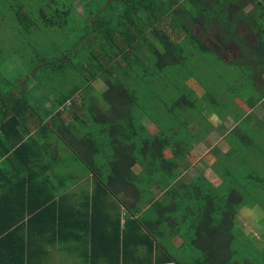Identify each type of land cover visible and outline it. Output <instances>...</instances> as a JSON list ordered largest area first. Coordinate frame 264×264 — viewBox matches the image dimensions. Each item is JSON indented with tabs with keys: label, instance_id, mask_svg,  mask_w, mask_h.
<instances>
[{
	"label": "trees",
	"instance_id": "16d2710c",
	"mask_svg": "<svg viewBox=\"0 0 264 264\" xmlns=\"http://www.w3.org/2000/svg\"><path fill=\"white\" fill-rule=\"evenodd\" d=\"M253 2L260 5L264 20V0ZM103 4L96 12L88 11L92 61L78 65L83 81L54 89L46 96L56 98L57 104L52 107L40 105L37 101L42 96L27 90L0 87L2 123L8 114L20 109L28 114L23 122L28 134L34 130L54 134L60 143L74 150V158L91 173L92 193L86 210L80 209L82 216L76 219L77 225L89 228L91 264H95L94 246L99 235L105 237L108 256L115 257L108 264H125L131 254H137L138 264H182L172 246L177 236L183 239L182 249L197 256V264H264V248L237 228L240 206L247 199L254 198L264 210V116L257 112L264 105V92L252 87L255 85L251 80L254 74L264 72V50L248 45L235 32L234 39L244 43L247 62L221 61L227 71L222 78L217 72L211 77L200 55H196L198 62L192 54L187 56L195 25L203 27V19H216L228 26L230 12L226 5L245 8L241 4L248 1L104 0ZM73 10L63 14L67 16ZM251 15L252 26H257L264 37V22ZM150 34L162 49L151 42ZM99 38L105 39L106 49L96 45ZM148 53L150 65L146 64ZM208 63L213 66L210 59ZM66 64L64 60L58 63L60 68ZM201 66L205 69L195 79L207 89L205 96L215 97L212 91L218 88L211 81L222 80L225 91L228 87L231 93L230 99L241 96L250 108V113L234 115L236 126L225 134L229 149L223 152L213 148L217 158L211 167L222 180L219 185L204 174L188 175L202 158L195 152V144L214 128L213 120L206 119L200 109L209 102L200 106L202 99L188 87V82L195 80L196 67ZM98 78L108 84V90L91 93ZM245 79L251 85L247 97L243 90L247 84H238ZM152 80L154 83L148 82ZM44 111L52 114L51 119L40 117ZM216 114L223 123L227 119ZM146 119L159 129L150 131ZM204 119L209 120L206 129L191 128L194 122L199 124ZM246 122L248 126H244ZM61 206L62 201L46 200L42 204L46 210H59ZM55 219L49 224L58 233L57 215ZM102 227L106 229L104 234L99 233Z\"/></svg>",
	"mask_w": 264,
	"mask_h": 264
},
{
	"label": "rangeland",
	"instance_id": "374dc122",
	"mask_svg": "<svg viewBox=\"0 0 264 264\" xmlns=\"http://www.w3.org/2000/svg\"><path fill=\"white\" fill-rule=\"evenodd\" d=\"M247 1L248 4H241L246 5L245 8H241L239 6L240 4L226 5V9L230 12L226 18L231 23L228 26L222 25L216 19H201L203 27L198 25L193 27L195 36L193 37L190 48L187 50V56L192 54L195 57L194 62H198L196 55H200V58L205 62V68L210 70L212 78L214 72H217L221 78L222 74L227 72L224 66L221 65V61L231 63L235 59L237 61L236 63L239 64L247 62V59L243 57L245 54L243 51H246L244 50V43L240 39L239 41L234 39L233 35H235V32L248 45H255L264 50L262 45V42L264 43V37L258 32L257 26H252L250 22L253 17L251 14L264 22L261 17L260 5L253 2V0ZM103 2L104 0H0V87L4 89L9 88L12 83H16L18 80L25 78L29 86L28 92H32L35 96H42L39 99L40 102H37L43 105L46 104L48 101L47 97L57 87L61 88L63 85L73 86L80 80L83 81V77L79 74L78 65H88L92 61L91 46L89 45L92 29L89 26L91 21L88 18V11L96 12L104 5ZM67 9L74 10L66 16L63 12ZM20 13L25 16L20 17ZM244 14H247L248 18L243 19ZM149 38L153 44L161 48L156 38H153L151 34ZM82 41L85 42L81 43ZM96 45L102 46L104 49L107 47L104 38H99L96 41ZM72 50L73 52H71ZM262 52L264 53V51ZM149 54L146 59V64L149 63L148 65L151 62ZM68 57L69 60L67 61ZM208 59L213 63V66H208ZM63 60L67 64L60 68L58 63H61ZM205 68L203 66L196 67V70L193 72V78H197L198 72H201ZM171 70L174 69L171 68ZM1 74L5 76L8 82L1 78ZM251 80L253 85H255L252 87L259 88L260 93L264 92L263 71L260 74H254ZM148 82L154 83V80ZM178 82L180 81L178 80ZM34 83H37V87L33 86ZM211 83L218 88L212 91L215 97L205 96L207 89L202 87L201 83L196 81V79H191L188 82V87L192 91H195L202 99L200 106L209 102L206 107H200V109L206 119L210 118L213 120L214 128H221L223 123L216 112L227 117L225 123L230 124L235 122L234 115L238 116L237 114L243 115L250 113V108L245 103L243 97L236 96L230 99L229 96L231 93L227 89L228 87L225 91L224 81H215L212 79ZM243 83L247 84L243 89L246 91L245 97H247L251 93V85L247 79L238 84L240 86ZM93 87L91 93L95 90L96 93H104L108 90V84L102 78L95 80ZM235 89H232L233 92H235ZM105 104L106 102H103L102 106L104 107ZM262 105L257 111L259 114H264V106ZM148 108L149 105L146 106V109ZM144 122L152 132H156L159 129L156 123L151 122L150 119H146ZM208 122L209 120L205 119L198 121L199 124L194 122L191 128L194 126L195 128L203 127V129H206ZM244 126H248L247 122L244 123ZM204 139L209 140V145L220 144L223 141L218 134L212 135V131ZM204 153L205 151L202 150L199 154L204 155ZM213 154L216 156L215 151ZM167 156H171V153L167 152ZM205 158L208 161L212 160L209 154L201 158V160ZM138 169L140 170V168ZM208 171L211 173V176L216 178V175L210 170ZM195 173L197 172H195L194 168L190 170L188 175L195 177L197 176ZM259 190L260 188H258ZM249 199H247L246 204L240 206L237 228L244 231L249 238L256 240L264 248V210L262 206L254 203V198ZM261 201H264V196L261 197ZM253 243L255 242L253 241ZM262 253L263 255L261 257H264V249Z\"/></svg>",
	"mask_w": 264,
	"mask_h": 264
},
{
	"label": "crops",
	"instance_id": "0c3cea01",
	"mask_svg": "<svg viewBox=\"0 0 264 264\" xmlns=\"http://www.w3.org/2000/svg\"><path fill=\"white\" fill-rule=\"evenodd\" d=\"M1 78L6 81L3 74ZM11 87L19 91H28L29 88L25 78L12 83ZM46 104L52 107L57 104L56 98L51 96ZM2 114L0 112V264H91L93 242L89 228L86 224H76V219L82 216L80 209L86 210L92 193L91 173L83 162L74 158V150L60 143L54 134L37 133L36 130L28 134L27 124L23 123L28 119L25 112L14 110L7 115L4 124ZM39 115L46 121L52 117L45 111ZM30 120L32 124L34 120ZM225 124L227 126L211 130L212 135L218 134L223 139L222 143L209 145V140L204 139L194 147L199 156L202 150L205 151L202 158L208 154L212 157L211 161L205 158L197 162L199 165L196 163L195 175L204 174L214 185H219L222 180L211 167L217 158L213 148L222 147L220 149L226 152L229 147L225 134L236 126L235 122ZM43 178H46L45 184ZM46 200L62 201V206L59 210L43 209ZM56 215L57 222H60L58 233L55 230L54 233L52 224H49L56 222ZM105 231L102 227L99 233ZM98 237L94 246L97 248L95 264L112 263L111 259L115 260V257L108 256L105 237ZM182 244L180 236L172 240L175 254H179L182 264H197V256L182 249ZM111 253L116 255L113 250ZM137 262V254H131L125 264Z\"/></svg>",
	"mask_w": 264,
	"mask_h": 264
},
{
	"label": "built area",
	"instance_id": "2783aa9c",
	"mask_svg": "<svg viewBox=\"0 0 264 264\" xmlns=\"http://www.w3.org/2000/svg\"><path fill=\"white\" fill-rule=\"evenodd\" d=\"M160 264H175V263L169 262V263H160Z\"/></svg>",
	"mask_w": 264,
	"mask_h": 264
}]
</instances>
